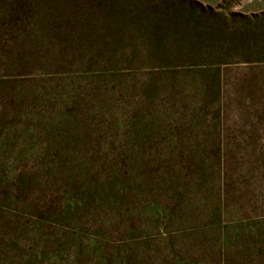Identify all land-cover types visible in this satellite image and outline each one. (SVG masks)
Masks as SVG:
<instances>
[{
  "label": "rangeland",
  "instance_id": "obj_1",
  "mask_svg": "<svg viewBox=\"0 0 264 264\" xmlns=\"http://www.w3.org/2000/svg\"><path fill=\"white\" fill-rule=\"evenodd\" d=\"M46 264H264V0H39Z\"/></svg>",
  "mask_w": 264,
  "mask_h": 264
},
{
  "label": "trees",
  "instance_id": "obj_2",
  "mask_svg": "<svg viewBox=\"0 0 264 264\" xmlns=\"http://www.w3.org/2000/svg\"><path fill=\"white\" fill-rule=\"evenodd\" d=\"M39 0H0V264H46L50 207L32 147Z\"/></svg>",
  "mask_w": 264,
  "mask_h": 264
}]
</instances>
